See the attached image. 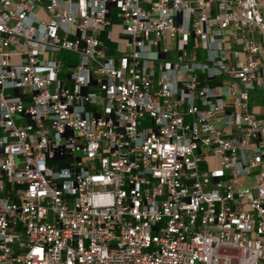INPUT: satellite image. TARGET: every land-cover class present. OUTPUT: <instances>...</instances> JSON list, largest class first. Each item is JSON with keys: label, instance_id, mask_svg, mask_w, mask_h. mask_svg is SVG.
Listing matches in <instances>:
<instances>
[{"label": "built area", "instance_id": "2783aa9c", "mask_svg": "<svg viewBox=\"0 0 264 264\" xmlns=\"http://www.w3.org/2000/svg\"><path fill=\"white\" fill-rule=\"evenodd\" d=\"M257 97L264 0H0V264H264Z\"/></svg>", "mask_w": 264, "mask_h": 264}, {"label": "rangeland", "instance_id": "374dc122", "mask_svg": "<svg viewBox=\"0 0 264 264\" xmlns=\"http://www.w3.org/2000/svg\"><path fill=\"white\" fill-rule=\"evenodd\" d=\"M118 30H119V28L115 29V34H116L115 35V39H117ZM65 71L67 72V69ZM253 106L264 107V98H262V97L255 98L254 101H253Z\"/></svg>", "mask_w": 264, "mask_h": 264}, {"label": "crops", "instance_id": "0c3cea01", "mask_svg": "<svg viewBox=\"0 0 264 264\" xmlns=\"http://www.w3.org/2000/svg\"><path fill=\"white\" fill-rule=\"evenodd\" d=\"M215 170H217V167L215 166V168H214Z\"/></svg>", "mask_w": 264, "mask_h": 264}]
</instances>
